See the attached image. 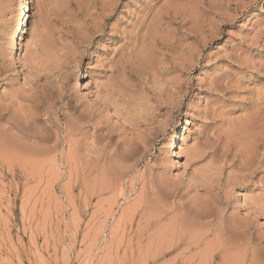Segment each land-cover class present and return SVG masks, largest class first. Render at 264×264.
I'll return each instance as SVG.
<instances>
[{"label":"rangeland","instance_id":"374dc122","mask_svg":"<svg viewBox=\"0 0 264 264\" xmlns=\"http://www.w3.org/2000/svg\"><path fill=\"white\" fill-rule=\"evenodd\" d=\"M27 2L15 58L0 0V264H264V0Z\"/></svg>","mask_w":264,"mask_h":264},{"label":"bare ground","instance_id":"6f19581e","mask_svg":"<svg viewBox=\"0 0 264 264\" xmlns=\"http://www.w3.org/2000/svg\"><path fill=\"white\" fill-rule=\"evenodd\" d=\"M20 2H23L24 4V9H23V17L21 19V24H20V28L19 30H17V32H15L13 34V36L11 37V40H10V50H11V53H12V56H14L16 58V55L18 53V49H19V41L22 39V40H25L26 37H27V34H28V26H29V23H28V18H27V14H29L31 12V7L29 6V3L27 2V0H19ZM82 77L79 75L78 76V81L77 83L80 85L82 83ZM1 132V131H0ZM177 137V133H174L172 134V136L168 139V142L167 144H169V148L171 147V149L169 150L170 152H172L173 154H175V156H177L178 154V141L176 139ZM0 141L2 142L1 144L2 145H5L6 147H10L9 143L6 144L5 143V140L4 139H0ZM13 151V150H12ZM1 152V151H0ZM5 154V153H3ZM8 154V153H7ZM15 155V154H14ZM6 156V155H5ZM11 156V155H10ZM33 156V155H32ZM19 158V157H18ZM17 158V159H18ZM21 158V157H20ZM23 158V157H22ZM26 158V157H25ZM34 158V157H33ZM27 159V158H26ZM31 159V158H30ZM29 159V160H30ZM35 159V158H34ZM16 160V159H15ZM9 162V161H8ZM22 162V161H21ZM27 162V161H26ZM23 163V162H22ZM11 164V163H10ZM237 198L240 199L238 193L236 192L235 193ZM243 201V200H242ZM244 202V201H243ZM246 202V201H245ZM244 202V203H245ZM158 240V239H157Z\"/></svg>","mask_w":264,"mask_h":264}]
</instances>
